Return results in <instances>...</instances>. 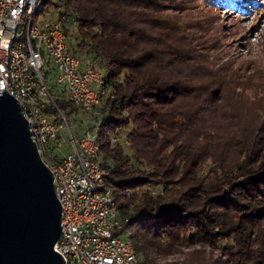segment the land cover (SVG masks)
Segmentation results:
<instances>
[{
    "label": "trees",
    "instance_id": "16d2710c",
    "mask_svg": "<svg viewBox=\"0 0 264 264\" xmlns=\"http://www.w3.org/2000/svg\"><path fill=\"white\" fill-rule=\"evenodd\" d=\"M178 1L43 0L42 13L103 70L99 102L84 110L140 261L185 248L177 264H264V109L240 106L264 91L222 60L206 14H170ZM53 86L49 113L68 121L83 108Z\"/></svg>",
    "mask_w": 264,
    "mask_h": 264
},
{
    "label": "built area",
    "instance_id": "2783aa9c",
    "mask_svg": "<svg viewBox=\"0 0 264 264\" xmlns=\"http://www.w3.org/2000/svg\"><path fill=\"white\" fill-rule=\"evenodd\" d=\"M42 1L0 0V94L8 92L18 99L54 174L62 204V231L55 249L67 264H145L123 231L124 220L95 134L87 127L77 137L62 112L59 122L49 113L55 101L43 71L46 65L56 71L69 99L85 110L99 102L95 85L104 83V73L92 60L82 62L69 49L63 19L49 21L42 13ZM67 134L71 150L55 162L47 146L53 143L62 149Z\"/></svg>",
    "mask_w": 264,
    "mask_h": 264
},
{
    "label": "water",
    "instance_id": "95a60500",
    "mask_svg": "<svg viewBox=\"0 0 264 264\" xmlns=\"http://www.w3.org/2000/svg\"><path fill=\"white\" fill-rule=\"evenodd\" d=\"M62 204L18 99L0 94V264H67Z\"/></svg>",
    "mask_w": 264,
    "mask_h": 264
},
{
    "label": "rangeland",
    "instance_id": "374dc122",
    "mask_svg": "<svg viewBox=\"0 0 264 264\" xmlns=\"http://www.w3.org/2000/svg\"><path fill=\"white\" fill-rule=\"evenodd\" d=\"M48 5L53 8L51 4ZM177 7L180 9L173 10L170 14L182 17L188 24H192L191 18H196L200 12L206 14V19L210 22L208 26L217 30L222 60L233 62L239 79L248 87L258 86L264 91V0H180ZM52 14L53 12L51 16ZM229 63L225 66L228 67ZM47 70L49 76L46 75ZM43 71L49 86L57 85L53 86L56 90L64 86L57 82V74L50 69V64ZM242 98L240 106L243 110L252 112L264 109V93L257 94L256 98L245 95ZM67 116L72 132L77 137L81 136L94 119L84 109H77L75 113H68ZM66 137L61 154L71 150L68 144L70 137L68 134ZM182 250L168 255L160 264H177L186 251L185 248Z\"/></svg>",
    "mask_w": 264,
    "mask_h": 264
},
{
    "label": "crops",
    "instance_id": "0c3cea01",
    "mask_svg": "<svg viewBox=\"0 0 264 264\" xmlns=\"http://www.w3.org/2000/svg\"><path fill=\"white\" fill-rule=\"evenodd\" d=\"M66 95L68 96V92H66Z\"/></svg>",
    "mask_w": 264,
    "mask_h": 264
}]
</instances>
